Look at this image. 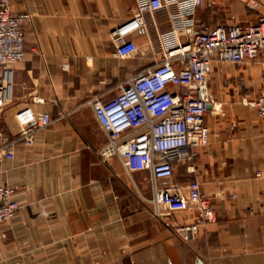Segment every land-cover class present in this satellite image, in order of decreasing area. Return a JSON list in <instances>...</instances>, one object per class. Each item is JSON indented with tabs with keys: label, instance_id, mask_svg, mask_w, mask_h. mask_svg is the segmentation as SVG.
Masks as SVG:
<instances>
[{
	"label": "crops",
	"instance_id": "0c3cea01",
	"mask_svg": "<svg viewBox=\"0 0 264 264\" xmlns=\"http://www.w3.org/2000/svg\"><path fill=\"white\" fill-rule=\"evenodd\" d=\"M139 2L11 0L33 20L22 26L26 55L14 64L13 99L0 108V129L16 134L15 112L25 105L54 120L37 130L34 145L19 143L15 158L1 164L0 184L15 189L21 208L0 224V264H264V118L243 101L264 92L259 59L215 63L209 142L193 148L191 161L176 163L171 177L129 173L119 157L98 154L107 135L87 100L115 95L121 80L158 57L149 15L148 28L135 35L136 55H116L111 32ZM260 6L204 0L199 15L209 24L255 22L264 0ZM195 178L216 217L184 239L176 227L193 222L197 210H156L152 198L155 189H187Z\"/></svg>",
	"mask_w": 264,
	"mask_h": 264
},
{
	"label": "built area",
	"instance_id": "2783aa9c",
	"mask_svg": "<svg viewBox=\"0 0 264 264\" xmlns=\"http://www.w3.org/2000/svg\"><path fill=\"white\" fill-rule=\"evenodd\" d=\"M175 1L177 7L172 8L169 0H140L133 17L112 30L116 55L132 58L139 48L135 35L148 28L149 15L158 29V57L121 80L115 95H95L87 100L107 135L106 143L98 149L101 159L119 157L129 173L150 170L155 179L171 177L176 163L191 161L193 148L209 142V75L215 63L259 59L264 68V14L255 22L209 24L199 15L204 0ZM245 1L257 6L255 1ZM31 20V11L16 12L11 0H0V108L13 99L14 64L26 55L22 26ZM165 23L169 28L161 30ZM243 101L255 106L264 118V92L255 100L245 97ZM15 118L19 129L12 137L0 129V167L5 160L15 158L19 143L34 145L37 130L54 120L50 112L30 105L19 108ZM260 135L264 139V125ZM261 174V170L256 171L257 176ZM14 193L13 187L0 184V224L21 208ZM152 202L156 210L160 206L174 211L197 210L193 222L176 227L184 239L198 235L216 217L196 178L187 189L175 185L155 189Z\"/></svg>",
	"mask_w": 264,
	"mask_h": 264
},
{
	"label": "rangeland",
	"instance_id": "374dc122",
	"mask_svg": "<svg viewBox=\"0 0 264 264\" xmlns=\"http://www.w3.org/2000/svg\"><path fill=\"white\" fill-rule=\"evenodd\" d=\"M242 1L246 2L245 0H242ZM254 1L257 2V6H255V7L262 8V6H260V0H250V3L254 2ZM246 3L249 4L248 2H246ZM222 63H229V62H222Z\"/></svg>",
	"mask_w": 264,
	"mask_h": 264
},
{
	"label": "water",
	"instance_id": "95a60500",
	"mask_svg": "<svg viewBox=\"0 0 264 264\" xmlns=\"http://www.w3.org/2000/svg\"><path fill=\"white\" fill-rule=\"evenodd\" d=\"M211 106V105H210Z\"/></svg>",
	"mask_w": 264,
	"mask_h": 264
}]
</instances>
